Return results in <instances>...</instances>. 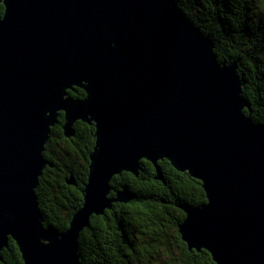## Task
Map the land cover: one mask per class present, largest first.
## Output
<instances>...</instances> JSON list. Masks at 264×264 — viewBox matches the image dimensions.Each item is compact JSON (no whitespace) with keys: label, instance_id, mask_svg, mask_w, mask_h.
I'll return each mask as SVG.
<instances>
[{"label":"water","instance_id":"obj_1","mask_svg":"<svg viewBox=\"0 0 264 264\" xmlns=\"http://www.w3.org/2000/svg\"><path fill=\"white\" fill-rule=\"evenodd\" d=\"M0 260L79 264L92 216L132 195L110 181L158 161L200 182L206 201L181 205L189 250L215 264H264V123L246 78L178 0H0ZM83 90V98L69 91ZM94 126L83 203L69 228L45 227L36 188L51 129ZM69 183H72L70 181Z\"/></svg>","mask_w":264,"mask_h":264},{"label":"trees","instance_id":"obj_2","mask_svg":"<svg viewBox=\"0 0 264 264\" xmlns=\"http://www.w3.org/2000/svg\"><path fill=\"white\" fill-rule=\"evenodd\" d=\"M178 1L194 25L211 36L219 62H236L246 78L250 114L264 123V0ZM68 93L73 98L85 96L79 88ZM62 123L61 117L51 129L43 153L48 165L35 190L43 225L58 232L69 228L82 206L95 144L94 126L77 121L74 136L66 139ZM157 165L161 179L146 160L140 161L137 176L123 172L112 178L109 197L126 190L133 198L91 217L89 227L79 234V264H215L206 251L189 250L178 231L185 217L180 206L206 201L200 182L176 171L165 159ZM0 264H22L14 241L2 250Z\"/></svg>","mask_w":264,"mask_h":264},{"label":"flooded vegetation","instance_id":"obj_3","mask_svg":"<svg viewBox=\"0 0 264 264\" xmlns=\"http://www.w3.org/2000/svg\"><path fill=\"white\" fill-rule=\"evenodd\" d=\"M250 105H251V103H250ZM59 122H60V119H59ZM50 166H52V165H50Z\"/></svg>","mask_w":264,"mask_h":264},{"label":"bare ground","instance_id":"obj_4","mask_svg":"<svg viewBox=\"0 0 264 264\" xmlns=\"http://www.w3.org/2000/svg\"><path fill=\"white\" fill-rule=\"evenodd\" d=\"M221 63V62H220ZM141 168V167H140Z\"/></svg>","mask_w":264,"mask_h":264}]
</instances>
